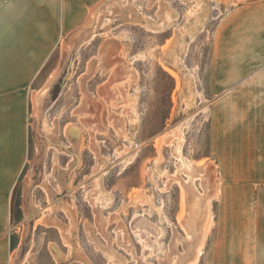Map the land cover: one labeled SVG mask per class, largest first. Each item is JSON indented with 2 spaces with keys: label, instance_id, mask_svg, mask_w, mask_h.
Wrapping results in <instances>:
<instances>
[{
  "label": "rangeland",
  "instance_id": "1",
  "mask_svg": "<svg viewBox=\"0 0 264 264\" xmlns=\"http://www.w3.org/2000/svg\"><path fill=\"white\" fill-rule=\"evenodd\" d=\"M105 8L110 16L83 21L91 27L64 38L33 82L11 264H206L218 197L206 202L210 235L197 250L173 128L182 157L212 164L215 190L213 102L264 90V0ZM234 56L246 63L223 62Z\"/></svg>",
  "mask_w": 264,
  "mask_h": 264
},
{
  "label": "crops",
  "instance_id": "2",
  "mask_svg": "<svg viewBox=\"0 0 264 264\" xmlns=\"http://www.w3.org/2000/svg\"><path fill=\"white\" fill-rule=\"evenodd\" d=\"M99 1L0 0V264H11L12 200L27 157L33 82L64 38L91 27L81 28L83 21L96 22L99 12L110 16L111 0ZM232 61L223 60L246 63L241 56ZM234 92L233 102L226 93L212 107L211 157L219 180L206 264H264V90ZM247 96L259 99L247 104ZM205 214L199 242L210 235Z\"/></svg>",
  "mask_w": 264,
  "mask_h": 264
},
{
  "label": "bare ground",
  "instance_id": "3",
  "mask_svg": "<svg viewBox=\"0 0 264 264\" xmlns=\"http://www.w3.org/2000/svg\"><path fill=\"white\" fill-rule=\"evenodd\" d=\"M104 2H107V1H104ZM113 2H114V0H113ZM93 17H94V15H93ZM37 100H38V97H37ZM203 109L208 110L207 107H204ZM70 127H73V126H70ZM173 130L178 132V143L174 148V153L180 160L179 164H180L181 170L184 171L187 174L186 176L188 177L187 179H184L185 181L183 182V185L185 187V190L187 191V194H188L187 196L190 200V204H191V208H192L191 209V218L188 220V223H187V225H188L187 232L189 234V237L195 238V236H196V239H198L193 244H191L192 239H190L189 243L191 244V247L195 246V247H197V250H198L200 248L199 247V245H200L199 234L202 231V229H201L202 214L204 213L205 206H207L206 202L208 203L209 200L211 199L212 195H213L212 194L213 188L211 187L212 186V175H211L212 171L210 172V170H212V169H210L212 164L203 163V164L197 166V165L191 163L187 158L182 157V153H181V144L183 141L182 130H181V128H178V127H174ZM75 131L77 132L76 129H75ZM74 134H75V132H74ZM135 158H136V153H133L132 155H130L128 160H127L126 165L133 162L135 160ZM196 180H200V184L203 188V191L202 190L199 191V189H197ZM207 221H208V216H207ZM137 223L139 226H141V224L143 223L142 218H140ZM207 223H209V221ZM206 231H207V229H206ZM202 232H204V231H202ZM206 235L207 234L205 233V237H206ZM174 238H176V240L180 239L176 234H175ZM184 240H185V238H184Z\"/></svg>",
  "mask_w": 264,
  "mask_h": 264
}]
</instances>
